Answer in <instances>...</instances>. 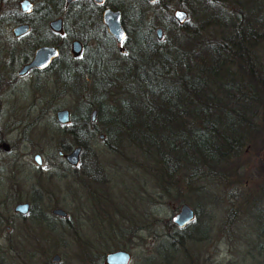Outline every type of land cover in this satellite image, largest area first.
Here are the masks:
<instances>
[{"label": "trees", "instance_id": "obj_1", "mask_svg": "<svg viewBox=\"0 0 264 264\" xmlns=\"http://www.w3.org/2000/svg\"><path fill=\"white\" fill-rule=\"evenodd\" d=\"M175 6L186 12L182 22L162 0H131L125 51L118 52L101 31L107 47L85 48L74 57L65 43L71 33L63 0H53V15L62 16L64 32L53 37L58 53L50 63L51 73L76 94L81 83L86 89L69 121L54 125L70 138L56 150L80 145L77 164L67 163L75 171L82 166L83 150L101 133L107 151L141 165L151 174L152 184L166 192L173 187L179 200L201 189L206 199L200 204L223 199L214 193L216 185L228 190L244 184L239 205L258 225L240 258L228 264H243L245 258L264 264V165L258 162L249 175L238 172L246 147H264V55L259 52L264 50V0H175ZM156 26L161 28L159 38ZM2 140L0 134V148L6 149ZM86 168L96 166L92 162ZM199 178L202 183L196 182ZM196 206L190 221L206 215ZM20 216L32 222L27 227L46 225L40 213ZM232 220L228 209L225 224ZM196 227V235L204 233ZM110 228L124 235L127 226ZM75 238L81 242L78 234ZM103 256L96 257L98 264Z\"/></svg>", "mask_w": 264, "mask_h": 264}, {"label": "rangeland", "instance_id": "obj_2", "mask_svg": "<svg viewBox=\"0 0 264 264\" xmlns=\"http://www.w3.org/2000/svg\"><path fill=\"white\" fill-rule=\"evenodd\" d=\"M162 1L171 11L176 7L175 0ZM1 37L2 33L0 134L7 148H0V264H98V255L122 245L130 253L128 264H228L240 258L258 225L256 218L245 216L239 205L244 184L228 190L222 185L214 186V193L223 198L215 204H200L206 199L201 189L179 200L173 187L166 192L152 184L151 174L141 165L120 160L107 151L99 133L83 150L82 166L74 172L67 171V162L56 149L59 143H69L70 138L55 129L59 122L54 120L53 110H75L80 98L86 96L84 84L76 94L56 81L52 73L29 72L14 78L18 59L32 49L28 44L11 47ZM259 52L264 55L262 48ZM78 110L80 106L76 116ZM35 152L40 155L39 164L33 159ZM239 158L244 165L238 172L249 175L255 172L258 162L264 165V147H246ZM92 162L96 166L90 169L93 171L80 172ZM228 191L233 198H228ZM18 201L28 202L29 213H40L46 225L27 227L32 222L13 210ZM182 201L192 208L200 204L196 208L203 209L206 215L198 214L179 229L171 216ZM54 206L65 210L66 222L51 213ZM228 209L233 220L225 224ZM119 223L127 226L126 234L112 232L110 226L115 229ZM195 226L204 228V233L196 235ZM77 234L81 242L76 240ZM193 235L197 238H191ZM53 253L58 254V259H52ZM243 264L256 262L245 258Z\"/></svg>", "mask_w": 264, "mask_h": 264}, {"label": "flooded vegetation", "instance_id": "obj_3", "mask_svg": "<svg viewBox=\"0 0 264 264\" xmlns=\"http://www.w3.org/2000/svg\"><path fill=\"white\" fill-rule=\"evenodd\" d=\"M21 1L22 0H0V33H2L1 38L5 39L7 42L6 44L11 47L28 44V47L32 49L31 53L27 55L25 59L19 62L18 68L15 70L16 75L14 76V78L25 75L29 72H46V74L51 73L52 67L50 63L56 56L53 57L44 67H29L25 71L20 73L18 72V69L30 59L34 48L40 45L56 46L58 53V46L53 43V37L55 34H63V18L59 14L53 15V0H27L28 4L26 5V7L21 6ZM147 1L154 2L156 0ZM63 7L68 19V32L71 33L67 37L65 43L67 44L68 51L72 56H79L83 52V50H85V48H93L95 46L107 47V43L103 42L100 38L101 31L107 33L110 36V43L118 52L123 53L125 51L124 41L127 37V26L131 21V0H63ZM106 8L117 10L119 12V24L124 32V35L120 41H117L115 37L108 32L106 25L102 20V12ZM124 8L126 9L124 10ZM175 8L177 7H174V9ZM174 9H172V11ZM57 16L61 18V32L55 31L48 24L50 19ZM19 24H26V27L21 31H14L15 26ZM72 39H78L81 43V51L77 55H73L69 49ZM88 42H91L92 46H89ZM118 46H122L123 51H120L118 49ZM0 76H2V74H0ZM58 108L61 107L55 108L53 110V113ZM68 117H70L69 110ZM98 137L101 138L99 134ZM60 156L62 157V155ZM48 171L53 172L54 170ZM67 171L74 172V170L71 169H68ZM67 171L65 170V172ZM91 171L93 170L80 169V172L88 173ZM29 209L30 205L28 203V209L25 214L28 213ZM188 223L189 221L184 223V225ZM184 225L179 227L182 228Z\"/></svg>", "mask_w": 264, "mask_h": 264}, {"label": "water", "instance_id": "obj_4", "mask_svg": "<svg viewBox=\"0 0 264 264\" xmlns=\"http://www.w3.org/2000/svg\"><path fill=\"white\" fill-rule=\"evenodd\" d=\"M28 4L27 0L21 1V6L26 7ZM173 17L178 21L182 22L186 17V12L182 8H175L172 11ZM119 12L117 10H111L106 8L102 12V20L106 25V28L110 34H112L117 41H120L124 35L123 29L119 24ZM49 26L57 32L62 31L61 18L59 16L54 17L49 20ZM26 27V24H19L15 26L14 31L18 32L23 30ZM161 28L159 26L155 27V35L157 38L160 37ZM70 52L73 55H77L81 51V43L78 39H72L70 43ZM120 51H123L122 46H118ZM57 54V48L53 45H40L34 48L30 59L24 63L19 69L18 72H23L29 67H44L53 57ZM54 118L59 123H66L69 121L68 110L67 108H58L54 111ZM95 109L90 110V120L94 119ZM99 136L102 137V134L99 133ZM4 147H7V144L3 143ZM80 145H74L67 151L58 150L57 153L62 155L64 160L70 165L74 166L78 162V155L80 152ZM33 159L37 164L40 163V155L35 152L33 154ZM28 209V203L26 201H18L13 205V210L19 212L20 214H25ZM54 214L65 216L66 212L59 206H54L50 209ZM194 216V211L192 207L182 201L177 206L176 211L171 216V221L178 226L184 225L187 221H190ZM52 259H58V254L53 253ZM130 259V253L123 249L117 248L113 250L106 251L102 258V264H128Z\"/></svg>", "mask_w": 264, "mask_h": 264}]
</instances>
